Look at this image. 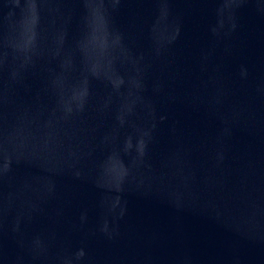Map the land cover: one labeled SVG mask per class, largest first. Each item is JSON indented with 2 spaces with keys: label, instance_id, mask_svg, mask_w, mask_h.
<instances>
[{
  "label": "water",
  "instance_id": "obj_1",
  "mask_svg": "<svg viewBox=\"0 0 264 264\" xmlns=\"http://www.w3.org/2000/svg\"><path fill=\"white\" fill-rule=\"evenodd\" d=\"M264 163V0H0V264H71Z\"/></svg>",
  "mask_w": 264,
  "mask_h": 264
}]
</instances>
